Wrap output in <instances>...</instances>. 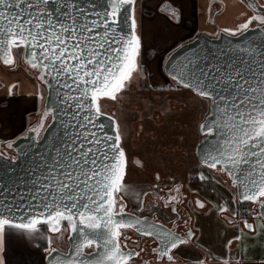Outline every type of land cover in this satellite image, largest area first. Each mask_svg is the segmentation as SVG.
Returning a JSON list of instances; mask_svg holds the SVG:
<instances>
[{
  "label": "snow or ice",
  "instance_id": "obj_1",
  "mask_svg": "<svg viewBox=\"0 0 264 264\" xmlns=\"http://www.w3.org/2000/svg\"><path fill=\"white\" fill-rule=\"evenodd\" d=\"M248 3L254 14L236 29H223L245 40L187 57L173 70L172 79L211 101L210 118L200 126L202 164L231 179L237 192L234 203L256 204L257 216L264 218V5ZM135 5L136 0H0V59L6 65L14 63V58H8L14 51L40 70L41 80H51L57 99L43 119L51 116L59 123L43 152L24 154L31 160V179L23 192L19 178L8 176L0 163V252L7 230L17 229L46 239L49 264H131L140 253L126 250L121 238L127 240L123 230L132 229L157 240L159 248L154 251L174 264L171 253L191 238V232L182 239L158 221L126 211L129 161L118 126L116 134L110 135L106 131L110 125L101 120L105 117L115 125L100 101L118 100L140 72ZM253 22L255 28L250 27ZM51 127L41 122L31 130L36 144L45 140L42 132ZM5 159L11 167L19 158ZM199 179L210 177L200 173ZM14 190L18 200L7 203ZM196 203L205 207L199 200ZM219 211L228 208L221 205ZM17 213L22 222H15ZM45 226L58 238L70 232L69 253L52 246V236L44 235ZM244 227L253 230L247 220Z\"/></svg>",
  "mask_w": 264,
  "mask_h": 264
},
{
  "label": "crops",
  "instance_id": "obj_2",
  "mask_svg": "<svg viewBox=\"0 0 264 264\" xmlns=\"http://www.w3.org/2000/svg\"><path fill=\"white\" fill-rule=\"evenodd\" d=\"M228 0H140L135 6L138 9V32L141 37L140 65L149 67L148 79L154 80L159 76L167 77L162 68L166 55L182 42L201 31H213L208 26V18L213 10L215 19L228 9ZM264 5V0H257ZM165 6V7H163ZM167 6V7H166ZM178 13V17L167 10ZM248 10V9H247ZM246 6H241L242 17L238 22L223 24L232 25L236 29L246 22L250 16ZM217 20V19H216ZM216 24H218L216 22ZM220 27L222 25L218 24ZM224 28V27H223ZM156 82V81H155ZM167 86V82H164ZM156 86H159L158 84ZM42 88L37 80L22 66L10 69L0 62V142H8L24 133L34 121L41 102ZM204 173L209 180L201 181L199 174ZM193 176L196 181L185 183L189 192H195L205 207L200 208L197 203L191 204L194 216L193 228L195 237L193 245H181L175 252L189 264H223L227 259L229 264H264V222L255 219L254 229L246 230L240 221H229L219 211L223 205L228 208L225 214L233 218L237 212L234 206V194L230 188L214 177L206 168H198ZM216 189V190H215ZM223 193L217 198L218 193ZM223 197L227 200L223 202ZM47 235V229H43ZM240 236V240L234 237ZM14 248L11 251L0 252L4 264H45L47 241L42 236L28 234L26 231H8L5 245ZM233 243L229 246L228 242ZM26 243L35 245V253L21 250Z\"/></svg>",
  "mask_w": 264,
  "mask_h": 264
},
{
  "label": "rangeland",
  "instance_id": "obj_3",
  "mask_svg": "<svg viewBox=\"0 0 264 264\" xmlns=\"http://www.w3.org/2000/svg\"><path fill=\"white\" fill-rule=\"evenodd\" d=\"M227 3L228 9L218 15L216 22L225 29H233L232 25L243 18L241 6L245 5L241 0H228ZM247 9L249 10L246 7ZM135 18L138 26V9H135ZM228 23L233 24L229 27L223 25ZM150 68L148 72L145 66L140 65L139 75L120 94L118 100L103 98L100 101L102 111L105 109L113 114L119 124L121 145L129 161L125 183L131 191L126 196L132 202V206H139L140 200L146 196L147 206L144 205L146 209L150 207L152 198L160 196L162 185L192 181L191 178L197 170L195 149L199 139L198 122L202 120L207 109L206 100L199 97L205 104L204 108L200 109V104L193 93L169 90L164 84V82L171 84L169 77L164 80L156 76V82L150 81L147 76L149 73L153 74ZM157 84L159 86H156ZM45 91L46 89L42 88L40 108ZM137 161L140 163L137 164ZM194 168L195 172H192ZM156 171L160 175L159 179L154 176ZM136 193L139 194V200ZM222 194L218 193L217 198ZM223 198L225 202L227 198ZM11 230L20 233L23 231L8 229ZM6 240L8 245H5L4 251H11L14 246L11 248L9 239ZM30 243L24 242L25 246H22L21 250L35 253V245Z\"/></svg>",
  "mask_w": 264,
  "mask_h": 264
},
{
  "label": "flooded vegetation",
  "instance_id": "obj_4",
  "mask_svg": "<svg viewBox=\"0 0 264 264\" xmlns=\"http://www.w3.org/2000/svg\"><path fill=\"white\" fill-rule=\"evenodd\" d=\"M241 1L247 8H249L250 16H252L254 14V12L250 8L249 4L246 2V0H241ZM254 1L256 3V6L259 7L260 6L259 2L257 0H254ZM139 2H140V0H137L136 5ZM215 13H216V11L213 10V12L210 14V16L208 18V26H210V27L212 26L213 31L206 30V31H201V32H205V33L210 34V35H215L218 32L223 31V29H225L223 27H220L218 24H216ZM250 27H256V22H253V24ZM16 62H17V66L20 65L22 67H24V66L21 65V63L26 64L27 68H25V67L24 68L26 70H28L32 76H35V78H36L35 80L38 81L41 88H43L44 90L46 89L44 84L42 83L43 80H41L39 78L40 74H41L40 70L31 68L23 60L22 55L16 57ZM15 67H16L15 65H11L10 67L8 66V68H10V69H13ZM166 77H168V76L166 75ZM170 83L171 84L168 83V85H167L169 87V90H173L174 92H176V91L179 92V91L184 90V91H189V93H193L197 99V102L200 104V106H199L200 109L204 108L205 104L203 102H201V100H200L201 97L199 98V96L196 95L191 90L186 89L183 86L177 85L171 79H170ZM45 95H46V91H45ZM44 100H45V96H44L41 108L39 109L34 121L27 127V129L36 128L41 124V122H43L44 125L46 126L50 122L51 116H49L46 120L43 119L44 112L42 111V108H43ZM201 106H202V108H201ZM103 112L106 114H109L115 118V116L113 114H111L110 112H108L107 110L103 109ZM202 112H203V110H202ZM200 115H201V111L199 113V116ZM34 123H35V125H34ZM118 126H119V124H118ZM26 130L24 132H26ZM9 142L10 141L0 142V150L7 153V154H14L15 155L14 151L9 147ZM200 167L206 168L216 179H218L220 182H222L228 188L233 190L232 187L229 185V184H231V179L227 175L219 173V172H212V170L208 169L204 165H201L197 159L196 169H198ZM154 176L156 178L158 176L160 177V175L158 174L157 171L155 172ZM169 176H171V175H169ZM153 186H154V184H153ZM177 189H179V191H177ZM160 192H161L160 196H158L155 199L152 198V200L150 201V207L147 209L144 208L145 206H147L146 205L147 202L145 203L146 196H144V198H142L143 203L142 204L140 203L139 206H137V205L132 206V202L130 201V199L127 196H125L124 203L127 204L126 211L128 213H132L136 216H147L148 218H151V219H160L164 224H166L174 232L180 234L181 236H183L186 239H188V233L191 232L192 235H191V238L188 240L187 245H191V244L193 245L194 244L193 239L195 237V231L193 228L194 216H193L192 210L190 209L191 208L190 205L195 204L196 200L198 199V195L195 192H189V190L186 188L185 183H183L181 181L175 182V183L174 182L167 183L164 186L162 185L160 187ZM233 194H234V192H233ZM171 197H176L177 199L175 201H170ZM234 197L236 198L235 194H234ZM166 201H170L167 207H165ZM245 204H246V207L242 208L241 210H238V208H237L238 215H236L234 218L232 216H230L229 214L224 213L222 215L225 217L226 220H228L227 218H231L233 222L234 221H240L243 223L244 219H247L249 222H253L255 219L262 220L261 218H254V215L257 213V206L255 204H253L255 207L252 206V203H245ZM140 207L144 208L143 212L138 211V209ZM172 208H175L176 211L173 212ZM243 226H244V223H243ZM123 231H124L125 236L128 237V239L124 240L123 238H121V243L122 244L126 243L127 249H135L136 252L140 253L139 257H135L133 259V261L131 262V264H173V262H169L166 257L160 258L157 255V253L154 251V249L159 248V244L157 241H155L154 238L142 236V235L136 233L135 231H133L132 229H127V230H123ZM47 235L52 236V239H53V245L52 246L53 247L58 248L59 251L67 252V250L69 249V241H68L69 232L68 231L63 232L62 238H58L57 234L48 233V231H47ZM47 247H48V244H47L46 248ZM175 250H173V252L171 253L174 255V264H189L186 260H184V258H182L180 255H178L175 252ZM46 254H47V252H46Z\"/></svg>",
  "mask_w": 264,
  "mask_h": 264
},
{
  "label": "water",
  "instance_id": "obj_5",
  "mask_svg": "<svg viewBox=\"0 0 264 264\" xmlns=\"http://www.w3.org/2000/svg\"><path fill=\"white\" fill-rule=\"evenodd\" d=\"M246 2L248 3V0H246ZM252 2L254 5H256L254 0H252ZM252 28H255V27H252ZM125 31L126 32L128 31L127 27L125 28ZM247 36L250 38L253 36V33H248ZM244 40H245L244 36H230L229 34L223 32V31H220L215 35H210V34H207L205 32H199V33L195 34L194 36H192L191 38H189L188 40H186L185 42L176 46L174 49H172L169 52V54L165 57L162 68H163L165 74L171 80H173L172 79L173 70L178 69L179 65L181 63H183L187 57H193L195 55H199V54H201L202 50L207 51V50H215L217 48L226 47L229 45V42H231L232 45L235 46V44L243 42ZM8 58H14V63H12L10 65H6L3 63L2 59H0V62L5 66H11V65L16 66L17 65L16 56H15L14 51L9 53ZM22 58L25 61L23 55H22ZM33 78L36 79L35 76H33ZM173 81L177 85L182 86L181 84L177 83V81H175V80H173ZM42 83L44 84V86L46 88V95H45V100H44V104H43V108H42V111L45 113L46 109L49 108V106L53 105V102L57 99V97H56L53 86H51L52 82L50 79L48 80V82H45V80H43ZM189 90H191V89H189ZM204 100H206L207 109L204 113L202 120L198 124L199 139H198V143L196 145V157H197V159L201 165H203V164H202L201 158H200V150L203 147L204 136L201 132L200 126H201V124L205 123L207 118H210V112H211V108H212L211 101L208 99H204ZM53 114L55 115L56 113H53ZM107 116H110L113 118V120L115 121V125H112L110 123V121L108 119H106L105 117H102L101 120L103 123L110 125L106 129L108 134L115 135L116 134V126H118L116 119L109 114H107ZM48 124H51L52 127L48 129V132H42V135L45 136V140L40 141L39 144H36L34 139H33L35 137V133L32 132L31 130L34 128H29L22 135L18 136L17 138H15L14 140H11L9 142V145L10 144L12 145L10 148L14 151L15 155L14 154H7V153L0 150V154H2V156H0V163L4 164L5 169L7 170L8 176H10L14 179L17 177L19 178V191L20 192H23L25 190V185H26L27 181L31 179V174L28 172V169L31 167V160H26L24 158V154L29 153L30 155L34 156L38 152H43L44 149L48 146L49 141L52 139L53 133H55L59 129L58 121L54 122L52 120V117H51V120ZM34 125H35V123H34ZM118 129H119V126H118ZM30 145H32V147H29ZM17 157L19 159L13 160L12 166L9 167L8 161L5 158H17ZM229 185L230 186L232 185V181H231V184H229ZM232 189H233L232 191L234 192V194L237 196L236 189L233 187H232ZM16 200H18V192L14 190L11 194H9L7 196L6 202L15 204ZM244 203H251V202H244ZM256 206H257V212H258L259 211L258 205H256ZM24 215L27 216V213H24ZM20 217H21V213H17L15 222H17V223L22 222ZM254 218H261V217H258L257 213H256L254 215ZM227 219L229 221H232L231 218H227ZM261 219L264 222V218H261ZM148 220L149 221H153V220L158 221L160 224L164 225L166 228L171 229L166 224H164L160 219L148 218ZM245 220H247V219H244V221ZM244 221H243V223H244ZM23 222H27V220H24ZM248 223L252 224L253 229H254L253 222L248 221ZM45 228L47 229L46 226H45ZM246 230H249V229L246 228ZM133 231H135V230H133ZM249 231H252V230H249ZM174 233H176V232H174ZM176 234L179 235L182 239H186L183 236H181L180 234H178V233H176ZM69 235H70V232H69ZM68 241H69V249L67 250V252L60 251L61 253H69L70 252L72 241L69 239V237H68ZM155 241H157V240H155ZM158 244H159V242H158ZM126 250H132V251L136 252L135 249H126ZM45 264H49L48 254H46V256H45Z\"/></svg>",
  "mask_w": 264,
  "mask_h": 264
},
{
  "label": "trees",
  "instance_id": "obj_6",
  "mask_svg": "<svg viewBox=\"0 0 264 264\" xmlns=\"http://www.w3.org/2000/svg\"><path fill=\"white\" fill-rule=\"evenodd\" d=\"M163 7H165V6H163ZM167 7V6H166ZM21 65H23L25 68H27V65L26 64H24V63H21ZM8 67V66H7ZM10 67V66H9ZM192 172H195V168L192 170ZM192 181H196L197 179H196V176H193L192 178ZM236 206H237V208H238V210H241L242 208H244V207H246V204L245 203H243V204H239V203H236ZM252 206H254L253 204H252ZM255 207V206H254ZM248 214V213H247Z\"/></svg>",
  "mask_w": 264,
  "mask_h": 264
}]
</instances>
